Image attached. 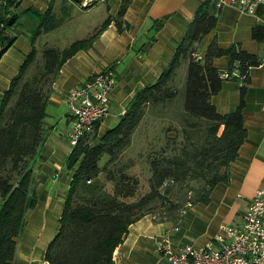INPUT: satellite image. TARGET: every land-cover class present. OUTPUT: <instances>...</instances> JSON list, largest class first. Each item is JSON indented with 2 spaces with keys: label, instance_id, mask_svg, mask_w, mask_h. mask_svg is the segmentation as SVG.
<instances>
[{
  "label": "trees",
  "instance_id": "trees-1",
  "mask_svg": "<svg viewBox=\"0 0 264 264\" xmlns=\"http://www.w3.org/2000/svg\"><path fill=\"white\" fill-rule=\"evenodd\" d=\"M54 1L41 11L33 6L23 8L20 0H0V57L19 36L27 37L31 44L30 52L0 98V264H10L13 260L15 239L23 232L26 214L37 201L33 167L49 132L46 105L59 68L77 51L90 48L111 22L120 32L128 27L123 17L132 0H121L117 13L108 15L87 37L63 49L54 45L40 49L39 38L56 29L60 18L68 17L71 12L68 0H60L61 17H57ZM97 1L93 0L92 4ZM218 9L209 0L204 1L176 43L175 54L158 80L144 86L130 100L112 129L97 136V123L94 133L80 139L72 148L65 161L66 169L71 172L70 187L58 231L44 255L50 264H114L113 251L122 242L129 224L144 214H152L158 220L179 219L182 209L196 202L206 203L212 189L227 181L229 165L246 136L243 110L249 69L258 65V59L239 44L222 48L215 40L208 45L203 58L193 56L201 39L214 29ZM162 24L163 20L156 21L155 30ZM251 37L264 41V25H255ZM219 56L228 57L226 71L213 63ZM182 58L187 61V67L184 109L179 110V115L185 143L178 153L152 159L149 191L137 200L126 201L135 196L136 180L124 173V165L116 171L109 167L124 156L143 116L154 107L165 109L167 104H172L177 88L168 80ZM233 71L241 82L239 101L234 110L220 114L211 97L221 90L224 79L221 74ZM197 126L202 129L200 135ZM103 159L106 160L100 166ZM187 177L197 180L195 186L184 183ZM38 178L42 180L41 176ZM165 181L168 184L162 189ZM171 183L190 188L185 192V187L179 188L174 196Z\"/></svg>",
  "mask_w": 264,
  "mask_h": 264
},
{
  "label": "crops",
  "instance_id": "crops-1",
  "mask_svg": "<svg viewBox=\"0 0 264 264\" xmlns=\"http://www.w3.org/2000/svg\"><path fill=\"white\" fill-rule=\"evenodd\" d=\"M50 1L20 0L23 8L33 6L41 11L49 7ZM204 1L132 0L123 17L128 27L120 32L111 22L90 48L77 51L61 65L46 105L49 132L33 167L37 201L26 214L23 232L15 239V255L10 264H50L44 258L45 251L58 231L71 182V172L65 167L72 150L66 139L72 124L66 106L67 94L92 74L108 66L113 68L116 82L108 112L96 130L97 136H103L118 123L130 100L144 86L158 80L175 54L176 43L182 39ZM82 2L84 5L80 6ZM92 2L68 0L71 12L61 23L67 18L71 20L73 25L69 29L73 32L67 35L64 31H51L41 37H48L50 42L51 37L60 40L62 47L58 48L63 49L92 34L108 15H115L121 0ZM53 10L61 14L60 1L53 2ZM159 20H163V24L155 30L154 24ZM257 24L260 23L253 15L223 6L218 9L214 29L201 39L195 52L203 58L208 45L215 40L222 48L239 44L258 59V65L249 69L243 110L246 136L229 165L227 181L212 189L206 203L196 202L188 206L179 219L158 220L152 214H144L129 224L122 242L113 251L114 264H170L157 249L164 235L176 247L186 244L202 247L221 224H241L248 202L264 178V44L251 37V30ZM30 50L28 38L19 36L1 55L0 98ZM213 63L221 71H226L228 57H216ZM186 67L187 61L180 59L168 83L176 88L184 86ZM239 86L240 81L235 75L223 79L221 90L211 97L218 113L226 114L235 109L239 101ZM136 144L137 132H134L128 150L131 151Z\"/></svg>",
  "mask_w": 264,
  "mask_h": 264
},
{
  "label": "built area",
  "instance_id": "built-area-1",
  "mask_svg": "<svg viewBox=\"0 0 264 264\" xmlns=\"http://www.w3.org/2000/svg\"><path fill=\"white\" fill-rule=\"evenodd\" d=\"M209 1L216 8L230 6L240 13L251 14L264 25V0ZM193 56L201 59L196 53ZM232 75L237 76V72L221 74L223 78ZM115 82L114 70L108 66L92 74L67 94L66 106L72 124L66 139L71 148L80 139L94 133L95 125L107 114ZM186 208L182 209L181 216ZM157 249L170 264H264V178L248 202L240 225L221 224L202 247L190 244L176 247L164 235Z\"/></svg>",
  "mask_w": 264,
  "mask_h": 264
},
{
  "label": "rangeland",
  "instance_id": "rangeland-1",
  "mask_svg": "<svg viewBox=\"0 0 264 264\" xmlns=\"http://www.w3.org/2000/svg\"><path fill=\"white\" fill-rule=\"evenodd\" d=\"M60 0H56V2ZM80 1V0H78ZM84 5L82 2L80 6ZM57 17H61V14L56 12ZM63 18H60L62 20ZM80 20V19H79ZM78 20V21H79ZM77 21V22H78ZM71 20L64 19V21L59 25L53 32L64 31L65 34H70L71 31ZM76 22V23H77ZM75 24V23H74ZM76 33V32H74ZM76 34H74L75 36ZM51 41L48 37H41L38 40V46L41 48L45 45H54L56 47H62L60 40L56 41L52 39ZM65 45V44H63ZM172 104H167L166 108L160 109L158 106L154 107L148 113H146L141 119L140 123L136 127L134 132H137V144L130 151L124 153V156L119 157L113 165H110L109 169L116 171L117 169L123 168L125 166L124 173L136 180V192L133 198H128L126 201L137 200L142 195L146 194L149 191V180L151 178V160L154 158L162 159V156H170L172 154L178 153L181 147L185 143V138L181 130L183 122L181 121V115H179V110L183 111V102H184V86H177V94L174 99L171 100ZM170 101V102H171ZM125 113V111H124ZM122 112V115L124 114ZM196 123H201L198 119L193 118ZM198 128L200 126H197ZM197 134L202 133L201 127L197 130ZM174 137V138H173ZM173 138V139H172ZM175 151V152H174ZM132 158V160H131ZM106 159H103L100 162V166L103 165ZM107 169L105 168L103 172ZM123 171V170H122ZM103 173L100 175L102 179ZM195 179L187 177L185 182H189L190 186H195ZM168 184V181H165L163 187ZM190 186H179L177 183H171L172 191H174V196L178 194L179 188L184 192L190 188ZM107 188H111V184L107 185Z\"/></svg>",
  "mask_w": 264,
  "mask_h": 264
}]
</instances>
